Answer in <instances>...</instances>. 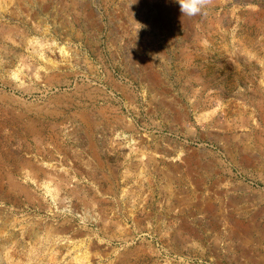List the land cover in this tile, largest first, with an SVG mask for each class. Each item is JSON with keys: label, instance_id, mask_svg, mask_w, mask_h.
I'll use <instances>...</instances> for the list:
<instances>
[{"label": "rangeland", "instance_id": "374dc122", "mask_svg": "<svg viewBox=\"0 0 264 264\" xmlns=\"http://www.w3.org/2000/svg\"><path fill=\"white\" fill-rule=\"evenodd\" d=\"M0 96V264H264V0H0Z\"/></svg>", "mask_w": 264, "mask_h": 264}, {"label": "clouds", "instance_id": "9594fccd", "mask_svg": "<svg viewBox=\"0 0 264 264\" xmlns=\"http://www.w3.org/2000/svg\"><path fill=\"white\" fill-rule=\"evenodd\" d=\"M179 5L180 19L183 17H195L204 14L207 0H173Z\"/></svg>", "mask_w": 264, "mask_h": 264}, {"label": "bare ground", "instance_id": "6f19581e", "mask_svg": "<svg viewBox=\"0 0 264 264\" xmlns=\"http://www.w3.org/2000/svg\"><path fill=\"white\" fill-rule=\"evenodd\" d=\"M210 1V0H209ZM144 2V1H143ZM17 31V30H16ZM24 34V33H23ZM86 47V46H85ZM89 47V46H88ZM12 99V98H11ZM0 100H1V102H2V104H8L9 102H10V100H9V98L7 97V96H0ZM30 132H31V130H30ZM11 187H13V188H17L16 186H14V184H11ZM19 191H23V190H21V189H18Z\"/></svg>", "mask_w": 264, "mask_h": 264}, {"label": "built area", "instance_id": "2783aa9c", "mask_svg": "<svg viewBox=\"0 0 264 264\" xmlns=\"http://www.w3.org/2000/svg\"><path fill=\"white\" fill-rule=\"evenodd\" d=\"M125 136H126L127 139L130 138V141L134 140V138L132 136H128V135H125ZM123 138H125V137H123Z\"/></svg>", "mask_w": 264, "mask_h": 264}]
</instances>
